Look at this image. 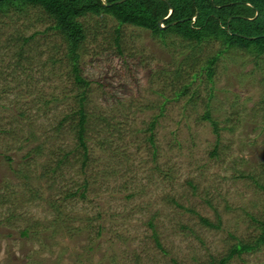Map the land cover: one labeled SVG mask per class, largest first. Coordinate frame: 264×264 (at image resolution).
Listing matches in <instances>:
<instances>
[{"label": "rangeland", "instance_id": "obj_1", "mask_svg": "<svg viewBox=\"0 0 264 264\" xmlns=\"http://www.w3.org/2000/svg\"><path fill=\"white\" fill-rule=\"evenodd\" d=\"M80 20L87 87L41 7L0 12V264H207L253 245L264 214V61L226 49L208 82L216 40L162 43L109 16ZM225 264H264V242Z\"/></svg>", "mask_w": 264, "mask_h": 264}, {"label": "trees", "instance_id": "obj_2", "mask_svg": "<svg viewBox=\"0 0 264 264\" xmlns=\"http://www.w3.org/2000/svg\"><path fill=\"white\" fill-rule=\"evenodd\" d=\"M0 0V12L21 10L30 5L41 7L52 21L51 28L57 30L66 41L67 56L70 60L75 83L87 87L89 82L83 77L78 67L79 48L85 40V31L80 18L100 15L109 16L118 25H134L150 31L151 35L165 43L171 35L182 40L194 42L218 41L219 48L205 59L204 69L208 82L212 80L218 55L229 48L250 53L255 59L264 61V0ZM161 20L162 27L157 23ZM119 33L118 29H115ZM118 42V39L115 40ZM197 74L195 73L194 76ZM181 93L187 91V83L182 85ZM84 91L78 97V109L74 112L77 120V144L83 149V159H86L87 146L84 142L85 122L87 113L82 106ZM203 117L216 123L209 115L206 105ZM153 122L150 123L151 130ZM152 141V133L148 136ZM71 194V192H70ZM260 221L261 232L255 243H237L226 255L207 264H225L233 255L250 251L257 244L264 242V214ZM207 225L209 221L200 217ZM27 234V228L22 234Z\"/></svg>", "mask_w": 264, "mask_h": 264}, {"label": "water", "instance_id": "obj_3", "mask_svg": "<svg viewBox=\"0 0 264 264\" xmlns=\"http://www.w3.org/2000/svg\"><path fill=\"white\" fill-rule=\"evenodd\" d=\"M102 1H103V4H104V5L107 4V3H106V0H102ZM121 1H123V0H119L118 2H121ZM160 23H161V20H159L158 23H157V24L161 27Z\"/></svg>", "mask_w": 264, "mask_h": 264}]
</instances>
